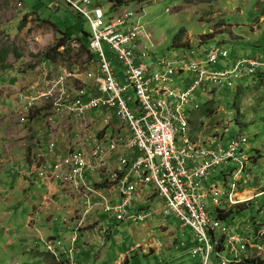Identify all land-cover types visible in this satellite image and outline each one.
<instances>
[{"label": "built area", "instance_id": "built-area-1", "mask_svg": "<svg viewBox=\"0 0 264 264\" xmlns=\"http://www.w3.org/2000/svg\"><path fill=\"white\" fill-rule=\"evenodd\" d=\"M129 1L55 0L50 6L55 10L64 3L88 22L91 32L88 51L97 58L98 73H88L86 78L96 95L89 96L85 87L71 90L73 72L48 78L42 89L34 93L26 90L18 95L26 116L40 104H52L55 114L66 110L71 117L81 119L90 112L104 109L108 111L105 124L112 123L114 118L121 121L120 133L109 137L107 143L96 139L93 144L87 140L86 144L94 145L91 154L71 150L49 167L51 178L74 187L77 192L82 191L85 207L77 223L68 220V227L73 232L72 246L68 248L62 240L50 238L46 247L49 253L58 257L68 254L69 258L63 264H83L77 258L79 229L85 225L87 216L98 208L120 220L145 223L153 215L152 210L140 215L128 213L137 200L135 180H131L135 177L145 187L153 188L164 202L168 215L177 217L183 226L195 232L196 243L200 245L191 254L202 255V264H207L213 240L217 237L232 245L244 244V239L233 236L219 216L221 211L246 201L239 196L247 189L246 179L250 178L248 167L251 162L245 154L249 141L245 136L237 135L230 140L228 149L223 146V138L213 137L208 144L195 143L191 137L192 112L200 109L196 102L198 96H209L213 91L231 93L238 83L262 78L264 59L233 60L228 51L211 48L204 50L201 66L185 58L148 64L153 46L152 32L136 21V12L126 8ZM136 1L142 10L148 0ZM17 7L22 9V3L18 2ZM72 46L79 47L80 43L74 42ZM220 64H225L223 70L213 69ZM117 65L123 70L124 85H120ZM185 74H190V80L184 83V91L173 88L176 78ZM25 117L20 119L21 122H25ZM45 120L50 125L53 115L48 114ZM125 129L129 133L126 134ZM54 148L55 143L51 141L47 153L52 154ZM115 151L135 157L133 160L121 157L120 168L109 177L118 187L123 201L111 205L107 198L98 195L99 202L96 203L92 200L91 195L95 193L88 186L86 176L106 171ZM230 163L237 167L232 174L234 185H228L226 191L216 187L202 191L212 175ZM261 196L264 197V191ZM261 236L264 237V232ZM257 248L263 251V246ZM222 260V264L227 263L225 258Z\"/></svg>", "mask_w": 264, "mask_h": 264}, {"label": "rangeland", "instance_id": "rangeland-1", "mask_svg": "<svg viewBox=\"0 0 264 264\" xmlns=\"http://www.w3.org/2000/svg\"><path fill=\"white\" fill-rule=\"evenodd\" d=\"M0 1L2 4L0 9L4 17L10 10L15 8L18 11L17 9H19L18 2ZM20 1L25 5L26 10L21 27L29 23L31 28L29 26L28 32H24L22 35L18 30V32L8 30L16 28L18 24L8 26L6 34L0 33V47H5H1L2 51L6 48L11 50V46L18 43L26 48L16 47L13 52L19 49L27 53L34 43L41 40L50 41L51 33L55 36L56 42L61 35L59 34L56 39L54 27L51 28L47 22H50L62 33L71 30L74 35L90 33L88 22L77 16L64 3L60 4V8L52 10L49 5L55 0ZM104 7L107 8L106 5ZM141 7L136 0L126 3V8L136 12V21L144 26L145 30L152 32L153 46L150 49L148 64L153 62L154 65H158L164 60L174 62L185 58V60L201 66L204 50L211 48L228 51L233 60L238 58L264 59V0H148L142 10H140ZM31 15H35L37 19ZM181 29L186 30L187 33L183 42L176 46L175 37ZM13 34H15L14 37H12ZM51 46L45 48L43 55ZM32 50L34 53H31L29 57L36 58L37 47ZM13 52H6V58L9 55H14ZM14 56L19 55L15 54ZM67 56L70 62L69 66H77L80 75L98 73V67L94 72L90 70L92 56L87 49L71 45ZM116 68L118 72L122 71L123 73L118 65ZM224 68L225 64H220L213 69L223 70ZM73 73L75 74V72ZM189 75L177 77L172 85L173 88L183 92L184 83ZM119 82L120 85L125 84L123 74H121ZM80 85L83 87V83L80 81L73 82L75 88L72 90L80 89ZM130 94L134 95L133 91ZM196 102L200 109L192 112L191 122V137L195 143L208 144L213 137L223 138V146L228 149L230 140L237 135H243L249 140L245 154L251 162L248 167L250 178L246 179L248 186L242 193L253 192L254 194L246 197L243 200H246L245 202H241L242 208L239 214L224 221L233 236L244 239V244L232 245L230 241L221 237L214 239V244L220 250L222 249L221 254L225 255L226 264H229L234 257L239 258L238 260L241 258L264 260V238L261 236L264 232V197L261 196L264 191V77L263 79L250 78L238 83L231 93L213 91L209 96H198ZM236 168L234 163H230L217 170L202 187V191H207L211 187L226 191L228 185H234L232 174ZM0 186L7 185L1 184ZM152 199L156 201L154 204H150L149 211L152 210L154 213L145 223L133 221L121 223L117 219L114 222V228L121 239L122 246L126 245L130 249L132 246L140 244L137 247L138 252L130 253L129 264H199L200 257L191 254L196 245L194 244L191 249H188V237H191L190 240L194 236L196 238L195 232L192 230L193 235L187 227L181 230L183 224L177 217L167 214L164 208L165 204L164 202L159 204L162 200L158 202L157 194H154ZM239 208H227L223 211V216L231 211H237ZM1 209L2 207H0ZM17 210L18 208H12L11 217L0 224V264H43V261L40 262L39 259L31 255V252H24L25 249L29 250L33 246L31 242L23 245L21 237L26 232L27 218L25 210ZM155 210H159L161 213H157ZM62 221L64 222V218H55L54 220L57 223ZM44 222L48 230L51 229L48 217H44ZM66 226L69 229L68 225ZM49 239L40 241L39 250L48 252L46 241ZM10 241H15V243L7 250ZM156 244L160 250L154 253V250L157 249L155 248ZM199 245L198 243L197 246ZM108 246V249L114 250L112 255L107 257L112 261L117 260L120 251L123 253L126 251L119 249L112 241ZM149 246H152L154 250H150ZM260 246H263V251L258 250L257 247ZM216 259V253L212 252L209 259L210 264H214ZM83 261L88 263L87 258H83ZM222 261L221 259V264ZM119 263L127 264L123 261ZM112 264L115 263L112 262Z\"/></svg>", "mask_w": 264, "mask_h": 264}, {"label": "crops", "instance_id": "crops-1", "mask_svg": "<svg viewBox=\"0 0 264 264\" xmlns=\"http://www.w3.org/2000/svg\"><path fill=\"white\" fill-rule=\"evenodd\" d=\"M13 1L21 2L20 0ZM51 4L52 2L49 6ZM22 5V9H17L18 11L14 8L7 12L6 17L2 15L0 9V33L4 32L6 34L8 26L14 24H18V26L8 30L12 32L20 31L22 35L24 32H28L27 29L29 26L31 28V24L28 23L26 26L21 27L22 18L26 16L25 5L23 3ZM31 16L37 19L35 15ZM47 23L51 28L54 27L56 39L59 34L62 36L61 31L50 22ZM53 43H55V36L52 33L50 41L41 40L34 43L27 53L19 49L13 52L16 47L26 48V46L16 43L15 46H11V50L6 48L4 51L13 52L14 55L18 54L19 56L9 55L5 62L0 64V185H7L0 186V207H2L0 210V224L11 217L12 208H18L17 211H20V209L25 210L24 213H26L27 218L26 232H24L21 239L23 245L31 242L33 247L29 250L25 249L24 252H31V255L39 259L40 262L43 261V264H63L69 258L68 254L58 257L52 253L39 250L40 241L43 242L48 238H58L70 248L73 233L67 229L66 225L71 221L74 224L77 223L79 220L77 218L82 217L81 213L85 207L82 191L77 192L74 187L64 185L51 178L48 173L49 167L66 156L71 150L87 155L91 154L94 145L86 144L88 139L93 144H95L96 139L102 143H107L108 138L119 134V129L122 128L121 121L118 118H114V121L110 124L104 123V117L108 112L104 109L90 112L85 117L77 119L71 117L66 110H62L60 114H55L52 104L46 106L40 104L36 110L26 116L22 111L23 104L18 101V95L26 92V90L29 93L41 90L48 78L61 75L65 71L75 72L74 79L71 83L69 82L71 90L75 88L73 82L80 81L83 83V87L87 88L89 96L96 93L90 89V82L86 76L80 75L78 67L69 66L68 56L67 58L64 57L63 61L60 59L49 61L44 58L45 48ZM34 47H37L35 54L38 55L36 58H31L29 55L34 53L32 50ZM3 48L0 49V53L3 52ZM63 49L59 51L63 52ZM90 67L92 72L97 69L96 56H92ZM119 72L117 71V73L122 74V71ZM80 86L83 88L82 85ZM48 114L53 115V122L50 125L45 120ZM29 116H33V118L30 119ZM23 117L26 119L25 122L20 120ZM125 133H129L128 129H125ZM51 141H54L55 148L52 154H48L47 147ZM123 156H127L130 160L135 158L124 151H115L109 158V166L106 171L93 172L86 176L88 186L95 193L91 195L92 200L96 203L99 202V196L107 198L111 205L122 203L123 197L120 195L118 187L109 180V177L120 168L119 160ZM43 169L44 171L41 174ZM131 180H135L137 200L134 205L129 207L128 213L130 215L142 214L143 210L151 207L149 205L154 204V201H156L152 199L155 191L151 186L145 187L135 177H131ZM250 195H252V192ZM159 201L160 199H158ZM162 203L163 201L159 202L160 205ZM164 208L166 209L165 205ZM155 211L161 213L159 210ZM44 217L49 218L51 227L49 230L45 225ZM55 218H64V222H54ZM116 219L121 223L129 222L107 214L101 208L95 209L87 216L85 225L79 229L77 241L79 249L77 258L79 261L86 264L83 258H87V264H112V262L118 264L122 261L129 264L130 253L138 252L137 247L140 244L132 246L130 249L126 245H121V239L114 228ZM58 224L60 225L57 226ZM184 228L186 227L182 225L181 230ZM187 229L192 231L189 227ZM192 234L194 235L193 231ZM190 238L188 237V249H191L194 244L197 247L195 236L192 240ZM110 241L119 249L126 250L125 253L119 252L116 261L107 258L114 251L108 249ZM14 243L15 241H10L7 250ZM152 246H149V248L153 251ZM155 248L157 249L154 250V253L159 252L160 249H158L157 244Z\"/></svg>", "mask_w": 264, "mask_h": 264}, {"label": "trees", "instance_id": "trees-1", "mask_svg": "<svg viewBox=\"0 0 264 264\" xmlns=\"http://www.w3.org/2000/svg\"><path fill=\"white\" fill-rule=\"evenodd\" d=\"M119 3H122L119 2ZM126 3V2H125ZM186 30L184 29H181L179 31V33L176 35L175 37V41H176V46L181 44L184 40V37L186 35ZM85 41V42H84ZM89 41H90V33H83V34H79V35H74L72 33V30L71 31H66L64 33H62V36L60 39H58L48 50L47 52L45 53L44 55V58L49 60V61H58L59 59L60 60H64V57L67 58V54H68V50L70 49L71 45L74 43V42H79L80 43V47L81 49H88L87 45L89 44ZM61 48H64L63 52H60L59 50ZM6 60V52L3 51L0 53V64H3ZM262 76V79L264 77V75H261ZM189 80V78L187 79V81ZM261 82H263V80H261ZM212 106V105H211ZM210 106V107H211ZM30 119L33 118V116H29ZM150 206V205H149ZM242 205L238 206L240 207L237 211H231L230 213L226 214L223 216V213L224 212H220V219L222 221H227L228 219H230L231 217H234L233 215H236V214H239L240 213V209L242 208L241 207ZM237 208V207H236ZM129 210V209H128ZM143 211H149V207L148 209H145ZM129 212V211H128ZM130 214V213H129ZM135 215H140V214H135ZM235 219V218H233ZM253 223H254V219H253ZM212 235H210V239L211 241L213 240V238L211 237ZM264 238V237H263ZM214 241V240H213ZM214 250V251H213ZM212 252H215L216 253V261L214 262V264H221V259L223 258H226L224 257L221 252H222V249L220 250V248L218 246H216L214 243L212 245V250L209 254V257H208V263L207 264H210V256L212 254ZM197 256L200 257V263H202V258L203 256L200 255V254H197ZM237 257H234V259L229 262V264H264V260H261L260 258H254V259H250V258H241L240 260L236 259Z\"/></svg>", "mask_w": 264, "mask_h": 264}, {"label": "bare ground", "instance_id": "bare-ground-1", "mask_svg": "<svg viewBox=\"0 0 264 264\" xmlns=\"http://www.w3.org/2000/svg\"><path fill=\"white\" fill-rule=\"evenodd\" d=\"M91 33V32H90ZM251 192L246 193V194H241L240 195V199L243 201L246 197H248L250 195Z\"/></svg>", "mask_w": 264, "mask_h": 264}, {"label": "clouds", "instance_id": "clouds-1", "mask_svg": "<svg viewBox=\"0 0 264 264\" xmlns=\"http://www.w3.org/2000/svg\"><path fill=\"white\" fill-rule=\"evenodd\" d=\"M80 47V46H79ZM248 139V138H247ZM249 141V140H248ZM249 144V143H248ZM249 193V192H248ZM253 193V192H252ZM236 208V207H235ZM221 212H223V211H221ZM224 222V221H223Z\"/></svg>", "mask_w": 264, "mask_h": 264}]
</instances>
